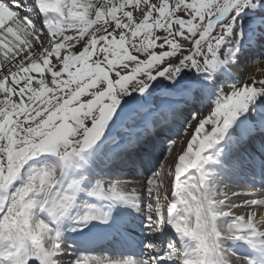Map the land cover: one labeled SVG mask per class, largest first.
<instances>
[{"label":"snow or ice","instance_id":"6c2138e0","mask_svg":"<svg viewBox=\"0 0 264 264\" xmlns=\"http://www.w3.org/2000/svg\"><path fill=\"white\" fill-rule=\"evenodd\" d=\"M0 264H264V0H0Z\"/></svg>","mask_w":264,"mask_h":264},{"label":"bare ground","instance_id":"6f19581e","mask_svg":"<svg viewBox=\"0 0 264 264\" xmlns=\"http://www.w3.org/2000/svg\"><path fill=\"white\" fill-rule=\"evenodd\" d=\"M241 177H243V176H241ZM241 177H240V178H241ZM240 178H238V179H240Z\"/></svg>","mask_w":264,"mask_h":264}]
</instances>
